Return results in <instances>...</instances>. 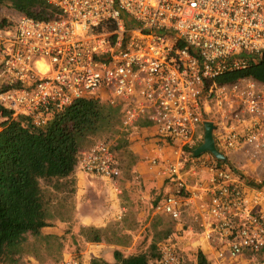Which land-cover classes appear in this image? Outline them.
<instances>
[{
	"label": "built area",
	"instance_id": "2783aa9c",
	"mask_svg": "<svg viewBox=\"0 0 264 264\" xmlns=\"http://www.w3.org/2000/svg\"><path fill=\"white\" fill-rule=\"evenodd\" d=\"M44 1L57 10L53 18L22 14L0 28V104L44 125L76 100L98 97L123 107L126 126L149 120L160 143L150 163L169 187L156 212L180 222L187 206L202 205L215 264L264 254V190L211 154L187 160L185 152L210 120L224 154L264 158V83L208 84L264 52V0ZM78 165L110 182L122 175L105 141L83 150ZM193 168L206 178L192 184ZM151 264L182 258L165 244Z\"/></svg>",
	"mask_w": 264,
	"mask_h": 264
},
{
	"label": "trees",
	"instance_id": "16d2710c",
	"mask_svg": "<svg viewBox=\"0 0 264 264\" xmlns=\"http://www.w3.org/2000/svg\"><path fill=\"white\" fill-rule=\"evenodd\" d=\"M0 5L38 20H49L57 13L44 0H0ZM13 24L4 20L0 28ZM244 78L264 83V52L246 68L226 72L208 84H232ZM0 117L3 119L0 123V264H21L22 257L30 253L39 260L36 248L39 240L45 242L49 251L52 241L62 248L63 236L44 234L43 229L57 221H72L76 192L73 173L80 153L106 133L120 135L122 146L128 148L127 133H122L121 129L134 125H124L122 106L111 105L98 97L76 100L62 111L55 112L44 125H37L29 116H14L1 104ZM137 124L150 126L152 122L141 119ZM202 141L201 138L185 148L189 157ZM129 153L134 157V163L137 162L135 152ZM211 158L214 159L212 155ZM214 160L219 165L228 164L227 161ZM58 193L62 194L60 200H56ZM69 197L72 199L70 206ZM170 232L168 229L165 236ZM80 234L92 243H101L104 239L102 228L94 226L81 227ZM31 239L34 242H29ZM113 256L114 264H151L161 252L153 243L150 254L125 256L116 249ZM90 264L110 263L104 258L93 257ZM195 264H210V261L200 250Z\"/></svg>",
	"mask_w": 264,
	"mask_h": 264
},
{
	"label": "rangeland",
	"instance_id": "374dc122",
	"mask_svg": "<svg viewBox=\"0 0 264 264\" xmlns=\"http://www.w3.org/2000/svg\"><path fill=\"white\" fill-rule=\"evenodd\" d=\"M21 15V13L11 8L0 5V23L4 20H6L7 24L15 23ZM2 120L0 117V123ZM121 131L122 133H127L128 148L122 146L120 135L106 133L97 139V142L106 141L116 155L122 175L121 178L112 183L116 182L120 185L122 189L120 194L121 202L127 209L121 219L112 220L106 227H102L103 241L101 243H93L104 245L102 251L106 254V257L101 258H104L110 264H114V250H121L125 256L143 252L150 254L151 244L156 243L160 252L165 244H173L181 255L182 264H195L198 251L200 250L206 254L210 264H215V253L212 247L214 248L217 242L209 244L204 236L200 219H198L201 217V213L205 214L202 210V205H199V207L193 204L187 206L180 222L156 212L154 208L165 195L154 189L156 179L152 172L149 171L151 168H148L152 167L150 161L153 156L149 157L152 148L154 147L155 149L160 146L159 138L156 134L153 135L147 130H143L142 126L138 124L131 128L124 127ZM202 139L203 143L204 135ZM130 151L135 152L137 155V162L134 163V157L130 155ZM225 155L228 158L227 166L234 170L236 175L250 186L264 190L263 157L255 158L248 154L231 152ZM188 158L189 156L186 153V159L188 160ZM141 163L147 166L148 172L142 171L144 166L141 167ZM194 164L193 162L189 163L190 167H193ZM193 170L195 169L193 168ZM196 170V172L191 171L189 173L192 184L199 178H206L207 176V173L202 168H197ZM147 188H149L150 194L147 193ZM48 190L51 191L50 188ZM61 196L62 194L59 195L58 193L56 200H60ZM71 201L72 199L69 197L67 200L69 206ZM69 226L71 229L67 228L66 234L62 235L61 249H59L57 242L52 241L51 251H49L45 247V242L39 240L36 244L39 260L36 259L34 253H30L22 257L21 264H36V261L40 264H62L65 254H72L74 257L79 258L81 262L82 252L92 242H88L81 234H79L80 236L73 235L76 238L74 240V237L72 238V235H70L71 232H74V223ZM168 229L171 232L165 236ZM79 232H81V229ZM29 242H34V239ZM239 263L264 264V254H249L240 260Z\"/></svg>",
	"mask_w": 264,
	"mask_h": 264
},
{
	"label": "crops",
	"instance_id": "0c3cea01",
	"mask_svg": "<svg viewBox=\"0 0 264 264\" xmlns=\"http://www.w3.org/2000/svg\"><path fill=\"white\" fill-rule=\"evenodd\" d=\"M142 129L147 130L153 135L156 134V128L153 125L142 126ZM155 154L156 148L154 149L153 147L149 157H152ZM141 164V167L144 166L142 171L148 172V168H151L149 171L152 172V175L156 179L154 189L165 194L169 190L167 183L164 182L162 177L157 175L154 167L147 168V166L143 163ZM73 177L76 181V192L73 197V221H57L53 226L44 228V234L62 236L66 234L67 228L71 229L69 225L74 223V232H71L70 235H72V238L74 237L75 240L76 238L73 235H79L81 227H106L112 220L121 219L127 211L126 207L122 205L121 202L122 200L120 194L122 193V189L118 183H112L103 178L88 175L82 171L79 165L76 166ZM147 193L150 194L149 188H147ZM193 205L195 206V204ZM103 246V244H88L86 250L82 252V256L80 258L82 264H90L92 257L105 258L106 254L102 251ZM73 257L74 256L72 254H65L62 264ZM36 264L40 263L36 261Z\"/></svg>",
	"mask_w": 264,
	"mask_h": 264
},
{
	"label": "water",
	"instance_id": "95a60500",
	"mask_svg": "<svg viewBox=\"0 0 264 264\" xmlns=\"http://www.w3.org/2000/svg\"><path fill=\"white\" fill-rule=\"evenodd\" d=\"M205 132H204V142L198 146L193 155L195 157L201 156L202 154H211L214 158L219 161L226 162L228 161L227 156L218 149L214 137L215 124L213 121L207 120L203 123Z\"/></svg>",
	"mask_w": 264,
	"mask_h": 264
}]
</instances>
